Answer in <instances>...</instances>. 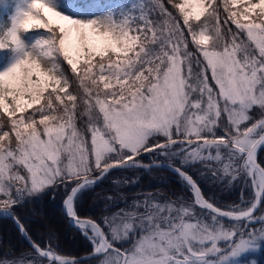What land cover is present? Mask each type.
<instances>
[{"label":"snow or ice","instance_id":"snow-or-ice-1","mask_svg":"<svg viewBox=\"0 0 264 264\" xmlns=\"http://www.w3.org/2000/svg\"><path fill=\"white\" fill-rule=\"evenodd\" d=\"M0 51V218L29 246L0 264H81L16 212L49 192L96 264H257L264 0H0ZM153 168L184 193L79 215L114 171Z\"/></svg>","mask_w":264,"mask_h":264},{"label":"trees","instance_id":"trees-1","mask_svg":"<svg viewBox=\"0 0 264 264\" xmlns=\"http://www.w3.org/2000/svg\"><path fill=\"white\" fill-rule=\"evenodd\" d=\"M6 56V52L0 51V66L4 63ZM65 67L67 66L65 65ZM261 158L264 159V153H261ZM147 160L149 159L146 157L145 161ZM126 173L129 177H132V181H137L129 188L127 195L124 194L129 202L133 198H143L145 192L148 191H152L153 194L158 192L174 193L177 195L184 193V189L181 187L178 178L169 170L153 168L150 172H145L142 169H138L128 170ZM193 175L195 176V174ZM201 186L206 193L209 192L206 183L201 182ZM105 191L113 193L112 187L108 190L103 181L94 191L85 194L77 205L79 215L81 217L99 219L104 214L105 206L100 202L96 203L95 197L97 193ZM137 191L141 193H137L136 196L132 195ZM216 192L220 199L225 202H231L238 198V191L235 190L221 192L219 189H216ZM60 200V192L56 193L55 199L52 198V193L49 192L41 199L33 200L18 207L16 212L19 213L34 238L47 241V236L51 232L56 237L53 244L54 246L58 245L57 250L60 254L78 256L91 252L89 242L75 228L69 226L60 209ZM94 202L96 203L95 206ZM124 206L123 202L112 203L108 211L112 212ZM11 249L18 250L14 255H19L21 251H29V246L20 237L9 219L0 218V255L9 252ZM94 262V259H87L81 261V264H93Z\"/></svg>","mask_w":264,"mask_h":264},{"label":"rangeland","instance_id":"rangeland-1","mask_svg":"<svg viewBox=\"0 0 264 264\" xmlns=\"http://www.w3.org/2000/svg\"><path fill=\"white\" fill-rule=\"evenodd\" d=\"M113 179H120L121 183L119 185H114L113 182H112ZM125 180L128 181L127 184L123 183V181H125ZM104 185H105L106 188H108V190H109V188L112 187L113 193H110V192H107V191L99 192V193H97V195L95 197V200H97L96 203L100 202V203H102L105 206L106 204L110 203L106 199V197L108 195H112L114 197V201L111 202V203L119 202V197H120L121 194H123V195L126 194L127 195V191L129 190V188H131L133 186L132 177L131 176L129 177V175L126 173V171L125 172L116 171V172H113L112 174H110L109 177L104 180ZM60 194H61V200H60V205H61V201H62L64 196H63L62 192H60ZM132 195L136 196L137 194H132ZM96 203L94 202V206H95ZM251 259H255L257 261V264H264V250H260L257 253L249 256V260H251ZM93 264H96V262H94Z\"/></svg>","mask_w":264,"mask_h":264},{"label":"water","instance_id":"water-1","mask_svg":"<svg viewBox=\"0 0 264 264\" xmlns=\"http://www.w3.org/2000/svg\"><path fill=\"white\" fill-rule=\"evenodd\" d=\"M150 162V161H149ZM148 161L147 162H145V163H149ZM160 169H166V168H160ZM168 170V169H167ZM64 198V197H63ZM62 202H63V199H62V201H61V205H60V208H61V211H62V213H63V215H64V211H63V207H62ZM64 217H65V215H64ZM65 219L67 220V218L65 217ZM11 221V220H10ZM68 221V220H67ZM24 240V239H23ZM26 243H27V245H28V242L26 241V240H24ZM90 253V252H89ZM89 253H86V254H82V255H78V256H69V257H74V258H77V259H80L81 261H84V260H87V259H83L84 257H87L88 255H89Z\"/></svg>","mask_w":264,"mask_h":264},{"label":"flooded vegetation","instance_id":"flooded-vegetation-1","mask_svg":"<svg viewBox=\"0 0 264 264\" xmlns=\"http://www.w3.org/2000/svg\"><path fill=\"white\" fill-rule=\"evenodd\" d=\"M137 193H141V192L137 191L136 193L134 192L133 194H137ZM148 193H152V191L145 192V194H148ZM163 193H165V192H163Z\"/></svg>","mask_w":264,"mask_h":264}]
</instances>
